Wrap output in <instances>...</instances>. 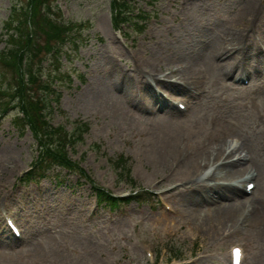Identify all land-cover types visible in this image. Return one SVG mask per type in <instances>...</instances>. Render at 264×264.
I'll return each instance as SVG.
<instances>
[{"label":"rangeland","instance_id":"1","mask_svg":"<svg viewBox=\"0 0 264 264\" xmlns=\"http://www.w3.org/2000/svg\"><path fill=\"white\" fill-rule=\"evenodd\" d=\"M49 1L42 3L36 23H46ZM131 1L148 16L139 31L127 26L128 37L112 27L111 0L55 1L66 17L82 23L80 32L87 35L76 55L67 48L71 60L62 58L61 68L70 67L71 81L57 84L59 101L51 113L54 121L67 119L85 129L69 154L95 181L114 194L139 189L146 198L134 197L118 209L107 202L97 204L93 187L76 172L61 171L58 178L46 176L35 184L17 183L37 154V140L14 125L15 109L10 108L0 114V215L17 218L20 237L7 232L6 218L0 219V264H229L230 248L237 244L243 250L242 264H264V221L256 216L264 211V152L258 143L264 142V82L258 77L244 88L232 78L228 85L217 63L184 121L169 105L187 99L177 89L184 85L180 67L204 62L207 43L221 41L226 52L239 47V35L233 36L231 29L252 30L247 41L252 46L239 52L243 59L264 57V0ZM252 1L260 10H251ZM14 3L25 5L27 0H0V50L8 44L3 22ZM29 29H36L37 37L29 48L23 46L22 58L27 69L36 70L39 57L47 54L46 33L42 35L38 25ZM0 69L8 78L24 80L33 94L34 77L29 83L30 75L21 76L15 66L0 64ZM169 95L170 103L161 108L158 101ZM224 113L232 121L219 132L237 137L242 146L234 158L246 157L253 172H261L254 192L235 196L243 215L225 224L222 207L232 200L223 193L228 188L208 187L214 176L191 181L185 176L193 169L187 172L184 166L196 154L198 139L207 144L214 139L208 134L210 119L219 121ZM164 117L169 128L182 122L187 129L175 133L178 140L172 138L171 151L157 153L164 132L158 122ZM195 124L201 132L191 137ZM186 145L193 146L191 152L182 149ZM248 177L231 181L243 186ZM198 195L207 197L198 200ZM250 208L255 214H246Z\"/></svg>","mask_w":264,"mask_h":264},{"label":"trees","instance_id":"2","mask_svg":"<svg viewBox=\"0 0 264 264\" xmlns=\"http://www.w3.org/2000/svg\"><path fill=\"white\" fill-rule=\"evenodd\" d=\"M45 2L47 1L28 0L29 8L17 3L11 5L9 14L3 22L8 44L6 41V48L0 50V64L4 68L12 69L15 66V69L21 76L24 74L30 75L27 80L29 83H31L30 78H35V80L33 79L35 81V90H33V94H30L31 91L29 87L24 85V80L22 81L19 77L17 79L8 78L5 76V72L0 69V109L4 110L14 107L15 111L12 117L14 125L24 130L28 124L39 143L38 154L40 155V159L34 162L31 169L27 172V175L31 177L42 176L45 169H57L58 165L72 168L71 162L67 159V152L63 148L65 143L71 140L72 132L66 130L62 124L51 125L46 118L45 109L48 106L49 96L55 92L53 77L60 78L62 83L71 80L70 74L67 71L70 67L61 69V56H66L68 60H71L72 57L70 58L69 52L73 50L71 53H75L76 55L79 45L84 42L87 35L84 34V37L81 33L70 34V27L75 24L62 18L56 9L50 6V3L47 6V10L50 9V11L47 15L46 23L41 24L40 21L36 23L38 21L36 19L37 14L41 10L42 3ZM112 2L114 5L112 12L113 22L114 25L119 27L129 15V4L122 0H112ZM30 25L31 28L38 25L42 35L44 32L46 33L44 38L48 46V55L46 57L47 61L49 59L52 61L51 66L49 63H37L39 67L36 70L32 67L28 69V66L25 67V65L29 64L23 63L21 59L24 57L23 46L25 44H27V48L31 46L29 35L37 31L36 29H29L28 32ZM66 35H69V38H71L72 50H66L63 47ZM50 47L53 48L49 49ZM39 87L41 88L39 89ZM38 89L39 94L37 93ZM56 175H59V170L55 171ZM97 194L108 205H111V207L115 206L110 196L101 192H97ZM135 197L145 199L146 194L145 192L139 193Z\"/></svg>","mask_w":264,"mask_h":264},{"label":"bare ground","instance_id":"3","mask_svg":"<svg viewBox=\"0 0 264 264\" xmlns=\"http://www.w3.org/2000/svg\"><path fill=\"white\" fill-rule=\"evenodd\" d=\"M250 6H252V8H251L252 11H255V9H257V7H255V3L253 1L250 3L249 7ZM257 10H260V9H257ZM235 30L236 29H231L233 36L235 34L239 35L240 44H239L238 48L232 49V47H230V48H228L229 50L226 52V46L221 41H216L213 43H207L206 44L207 46L204 47L207 49L204 62L197 63V62L193 61L194 63H192V62L190 64L187 63V64H185L184 67H180V78H182V80H184V85L182 87L180 86L179 88H177V89H179V91H183L184 93H190V90H188V87H187L188 83H193L196 85H199V84L202 85V83H205L207 78H208L209 71L213 70L214 64L217 65V63L222 64V66H223L222 71H221V76L223 77L222 80L228 85H230V82L228 80H232V78H235L236 75L240 72L242 73V72L246 71L249 73L250 72V71H248L249 68L251 69V71H253L254 74H260L263 72L264 59L258 58L254 62H251L247 59H243L239 55V52L242 53L244 46H246V47L252 46V45L247 43V41L250 39V35H251L252 30H250V28L247 26H245L244 28H241L242 31L240 29L237 31H235ZM191 49L193 50V48H191ZM240 74H238V76H240ZM148 87H149V89H147V90H149V93L151 95L150 103L152 102V105H153L155 103L153 100V99H155V97L151 93L152 92L151 90L154 91V89L152 88V86L150 84ZM169 101H170L169 98L168 99L164 98L163 100L158 101L159 102L158 105L161 106V108H163V107L165 108V106L170 103ZM169 105L171 106V104H169ZM167 109H165V110L171 111L170 109H168V110ZM183 112H180V114H183ZM182 116L183 115H180V121H184L183 119L185 117L184 116L182 117ZM218 116L221 117V118H218L220 120L216 121L217 122V123H215L216 125H211V127H210L211 129L208 132V134L210 136L212 134H214V136H215L214 139H212L213 137H211L212 141H210V143H208V144L201 142L198 139L199 143H198V148H197L196 154L194 156H190L188 161L186 160L184 162V166L187 168L186 169L187 172H190V170L193 169L192 173L187 174L185 176V177H190L191 181L196 179V178L197 179L198 178L207 179V178H211L214 176L213 182H209L208 187L211 186L213 188L215 186L217 188V190L221 189L220 187L228 188L229 192H227V193L223 192V193L226 195L225 198H227V199L230 198L232 200H230V202L227 201L225 203V207H222V209L225 211L224 220L222 222L225 224L232 219H236L235 222H237L240 215L242 216L244 213L243 212L244 209L239 208V203H238L237 199L235 198V196L236 197H239V195L243 196L244 193H243L242 189L240 188L241 186H239L238 184H235L236 181L233 182L231 180L232 179L233 180L237 179V181H238V179L242 180L241 178L243 177V175L248 174V173L249 174L251 173V175L255 174V176H257V180H258V177L261 175V172H259V171L253 172V169L250 168L251 164L250 163L248 164V160L246 157L238 156V157L234 158L236 156L237 152H239L240 147H242V146H240V145L235 146V145H231V144L227 143V139L223 136L224 134L222 135V133L219 132V131H223V129H225V126H229V122L231 120L229 118L230 117L229 113H228L229 117L225 113L222 116H220V115H218ZM165 118L166 117H164L163 120H160L158 122V124L161 125V127L164 129V132L161 131L162 134H161L160 138H163V140L161 141V144L158 146V148L156 150L157 153H160V151H162V152L171 151L172 146H173L172 145V138L176 139L175 142L178 140V135L175 133L178 130L180 131V130L187 129V125L186 124L183 125L182 122H180V127L174 128L171 126V128H169L170 125L165 122V121L169 122V120H167ZM195 123H197V122H195ZM220 124H222V125L224 124V126H223L224 128ZM192 127L193 128L191 130H189L190 136L191 137H193V135H194V137L199 136V134L201 132L200 125L195 124ZM218 127H219V129H218ZM220 129H222V130H220ZM157 131H156V133H157ZM173 143H174V140H173ZM258 143H259L260 148H262L261 150L264 152L263 140H259ZM192 148H193V146H189V145L182 147L183 150H188V152H191ZM244 156H246V153H244ZM1 163H2V160H0V164ZM208 165L212 166V168L210 167L211 168L210 171H208V173H205L204 175H201V173L203 172L205 167ZM1 170L3 171V168H0V171ZM225 177L229 181H227V182L223 181L224 179H226ZM191 181H189V182H191ZM239 182L242 183L241 181H239ZM194 190L196 192H199V193L203 192L202 190H198V191L196 189H194ZM197 197H198V200H203V199H206L207 196L205 197V196L198 195ZM217 197L220 198L221 196L219 194H217L216 198ZM191 200L196 201V198L194 197ZM244 206H246V205H244ZM252 210L253 209L250 208L249 210H247L248 212L246 214H249V213L255 214L254 212H252ZM262 213L260 215L256 214V216H259V220H260V218H262L264 221V211ZM256 220H258V219L256 218ZM6 231L9 232L7 228H6Z\"/></svg>","mask_w":264,"mask_h":264},{"label":"snow or ice","instance_id":"4","mask_svg":"<svg viewBox=\"0 0 264 264\" xmlns=\"http://www.w3.org/2000/svg\"><path fill=\"white\" fill-rule=\"evenodd\" d=\"M236 255L239 256V250L236 251Z\"/></svg>","mask_w":264,"mask_h":264}]
</instances>
